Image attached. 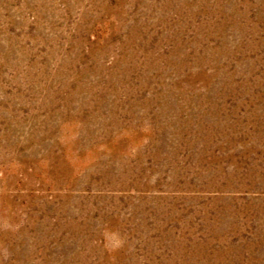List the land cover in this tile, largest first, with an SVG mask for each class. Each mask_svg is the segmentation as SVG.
Wrapping results in <instances>:
<instances>
[{"label": "rangeland", "instance_id": "obj_1", "mask_svg": "<svg viewBox=\"0 0 264 264\" xmlns=\"http://www.w3.org/2000/svg\"><path fill=\"white\" fill-rule=\"evenodd\" d=\"M0 264H264V0H0Z\"/></svg>", "mask_w": 264, "mask_h": 264}]
</instances>
